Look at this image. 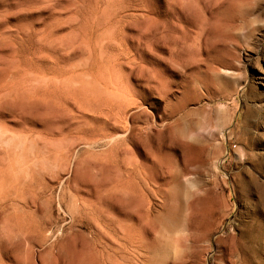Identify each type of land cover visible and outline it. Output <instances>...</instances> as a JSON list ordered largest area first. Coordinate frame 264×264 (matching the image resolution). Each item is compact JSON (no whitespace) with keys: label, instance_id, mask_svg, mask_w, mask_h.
Returning a JSON list of instances; mask_svg holds the SVG:
<instances>
[{"label":"rangeland","instance_id":"obj_1","mask_svg":"<svg viewBox=\"0 0 264 264\" xmlns=\"http://www.w3.org/2000/svg\"><path fill=\"white\" fill-rule=\"evenodd\" d=\"M0 264H264V0H0Z\"/></svg>","mask_w":264,"mask_h":264},{"label":"bare ground","instance_id":"obj_2","mask_svg":"<svg viewBox=\"0 0 264 264\" xmlns=\"http://www.w3.org/2000/svg\"><path fill=\"white\" fill-rule=\"evenodd\" d=\"M124 241H126V239Z\"/></svg>","mask_w":264,"mask_h":264}]
</instances>
